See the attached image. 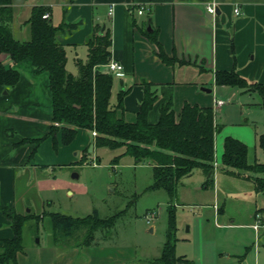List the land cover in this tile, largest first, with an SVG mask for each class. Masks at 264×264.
<instances>
[{
  "label": "crops",
  "instance_id": "obj_1",
  "mask_svg": "<svg viewBox=\"0 0 264 264\" xmlns=\"http://www.w3.org/2000/svg\"><path fill=\"white\" fill-rule=\"evenodd\" d=\"M210 4H216V15L208 12ZM38 5L47 8L50 21L55 25L74 26L58 34L59 41L65 46L67 61L71 54H76L77 64L79 60L83 61L78 54H84L87 60V41L97 34L110 32V59L118 60L124 66L123 75L112 73L111 102L116 103L120 90L126 91L124 110L119 109L118 113L128 121L136 120L144 96V82L150 83L158 95L148 113L149 122H157L161 107L171 102L176 115L185 103L213 107L217 124V113L229 102L218 97V91L231 86L216 83L217 70L236 69L248 80L264 83V0H12L13 16L7 26L15 38L27 40L31 37L28 19L33 7ZM141 6H145L143 13L138 12ZM236 7L239 13L235 12ZM17 8L24 12L21 21L25 35L13 32ZM160 49L174 60L165 62L159 55ZM0 60L20 72V80L15 86L0 84V206L15 207L24 212L25 206L21 205L18 197L19 173L26 170L44 174L47 168L55 169L56 166L76 162L81 151L83 157L87 156L86 149L90 141H94L95 131L78 128L73 140L65 144L60 129L56 133L55 144L53 136L49 135L53 124L49 72H36L29 59L16 63L8 53L0 54ZM102 68L106 69V66ZM231 89H235L233 94L237 97L249 94L246 99H237L236 102L243 112L251 111L246 107L253 104L250 98L257 90L246 91L236 86ZM218 100L224 103L218 105ZM220 116L224 117L223 112ZM247 127L226 130L224 139L232 136L245 143L242 139L250 138L254 145L257 140L259 143L262 133L253 134ZM246 133L250 136L247 137ZM44 136L38 145L32 140ZM224 139L223 143L216 142L211 170L197 167L205 177L203 187L207 190L212 185L214 188V202L201 206L195 204V208L202 210L181 235L183 249L180 255L190 259L189 264H235L239 258L248 260L249 264H264V243H260V234L264 232V200L259 203L258 196H255L248 212H232L215 202L219 197L217 187L223 180L222 174L218 181L215 180L220 170L246 179L254 187L250 179L227 171L222 162ZM245 144L249 149V161L262 162L255 155L251 159L252 150ZM94 158L99 164L98 155ZM147 164L154 166L152 162ZM193 171L185 176L190 177ZM257 175L264 176V173ZM27 185L29 182L24 184ZM43 202L46 203L45 200ZM150 212L156 213L149 211L145 217ZM152 220L147 219V222ZM25 228L31 231L27 223ZM154 229L151 226L152 232ZM46 232L36 241L24 240V251L18 253L17 264H141L143 260L136 245L99 239L90 244L58 245L53 240L52 228ZM13 235L10 220L0 211V240ZM179 242L175 246L177 249ZM143 261L149 264L152 260Z\"/></svg>",
  "mask_w": 264,
  "mask_h": 264
},
{
  "label": "trees",
  "instance_id": "obj_2",
  "mask_svg": "<svg viewBox=\"0 0 264 264\" xmlns=\"http://www.w3.org/2000/svg\"><path fill=\"white\" fill-rule=\"evenodd\" d=\"M46 11L47 8L42 5L33 7L28 19L31 37L20 40L14 37L7 26L13 16L12 0H0V54L8 53L16 63L29 59L36 72H49L53 97V124L49 135L53 136L55 144V136L60 129L65 144L73 140L78 128L94 130V146L124 147L122 154L133 156L136 162H152L154 185L170 191L175 189L181 177L192 173L195 168L211 170L215 158V133L219 127L215 122L213 107L185 103L176 115L171 102H167L161 107L159 120L149 122L148 113L158 95L150 83L144 82V96L136 120H126L118 113L119 109L124 110L123 96L126 91L120 90L113 104L114 74L102 68L110 60V32L97 34L87 41L88 58L85 62L78 61L79 75L76 76L66 68V49L58 39L61 31L74 26L55 25L50 21V16L43 17ZM159 55L165 62L174 60L162 49ZM19 80L20 72L0 60V84L12 87ZM215 80L220 85L236 86L246 91L257 90L264 97V83L250 81L236 69L217 70ZM44 138L32 140L38 145ZM259 143L264 150V133L260 135ZM222 162L228 172L250 179L257 191L264 192V176L257 175L264 173V162L251 163L245 143L227 136L224 139ZM0 211L10 220L14 230L12 237L0 240V264H17L18 253L24 251V226L34 215L33 212L24 213L10 206H0ZM48 214L52 220L53 239L58 245H76L68 241L62 243L60 240L72 237L80 230H84V238L78 244H90L96 239L97 231L114 224V217L101 218L95 214L84 217L60 212ZM173 234L171 223L161 255L149 264L190 263V259L175 254Z\"/></svg>",
  "mask_w": 264,
  "mask_h": 264
},
{
  "label": "rangeland",
  "instance_id": "obj_3",
  "mask_svg": "<svg viewBox=\"0 0 264 264\" xmlns=\"http://www.w3.org/2000/svg\"><path fill=\"white\" fill-rule=\"evenodd\" d=\"M23 13L19 8L15 12L12 28L16 35H25L24 23L21 21L24 19ZM75 56L76 54L70 55L67 69L78 76L79 67ZM77 56L86 61L84 54ZM231 87L224 86L222 91H218V97L229 102L216 116L219 127L215 133V155L216 142L223 143L227 135L224 134L226 130L237 126H248L247 130L250 128L253 134L257 132L260 135L264 132V97L262 94L258 91L253 93V97L250 98L253 104L246 107L251 111L246 113L241 110L236 101L246 99L249 94L243 93V96L237 97L233 94L235 89ZM222 112L223 118L220 116ZM246 135L250 136L248 133ZM242 140L252 150L251 159L255 155L258 161L264 162V152L258 140L255 145L253 140L250 142V138ZM90 143L89 148L86 149L88 150L87 156L83 157L81 151L78 160L74 163L56 166L55 169L47 168L44 174L26 170L19 173L20 203L25 206L24 213L33 212L34 215L26 222L31 231L24 226L25 242L33 241V239L36 241L41 235L44 237L46 231L52 228V220L48 212H60L73 217L95 214L101 218L114 217L112 227L97 231L96 239L108 243L136 245L139 256L143 260H153L161 255L172 223L175 246L180 241L179 249L175 247V254L180 255L183 249L181 235L185 234L195 216L199 215L202 210L200 207L195 208V204L201 206L214 202L213 186L210 185L207 190L203 187L205 177L201 176L202 170L194 169L190 177L181 178L175 189L170 191L168 188L154 185V167L148 165L147 161L136 162L133 156L122 154L123 147H96L93 145V139ZM97 155L99 164L92 165ZM74 173L78 176L74 177ZM221 174L223 180L217 187V195L219 191V197L215 201L217 204L223 208L227 207L232 212H239V210L248 212L255 196H258L256 198L259 203H263V192L257 193L250 181L221 170L217 172L215 180L218 181ZM28 182L30 185L24 186ZM28 207L30 210H27ZM41 209L43 211H40ZM149 211L156 212L151 223H148L145 217ZM151 226L155 227L153 232ZM83 234L84 230H80L78 234L60 241L78 244L82 242ZM260 237V243H264L263 231ZM143 260L141 264H146ZM154 263L160 264L159 262ZM234 263L249 264L248 260L244 261L242 258Z\"/></svg>",
  "mask_w": 264,
  "mask_h": 264
},
{
  "label": "built area",
  "instance_id": "obj_4",
  "mask_svg": "<svg viewBox=\"0 0 264 264\" xmlns=\"http://www.w3.org/2000/svg\"><path fill=\"white\" fill-rule=\"evenodd\" d=\"M145 10V6H141L138 10L139 13H143ZM208 12L212 15H216L217 14V8H216V4H210L208 5L207 8ZM235 12L239 13V8L236 7L235 8ZM50 16L49 12H45L43 17L48 18ZM106 69L111 72L114 73L116 75H123L124 74V66L121 62H119L118 60L115 59H110L109 62L107 64H105ZM218 105H221L224 103L223 100H218L217 101ZM93 164H96L95 160L93 162ZM155 216V213L150 212V214H147L146 217L148 219V221L152 220Z\"/></svg>",
  "mask_w": 264,
  "mask_h": 264
},
{
  "label": "water",
  "instance_id": "obj_5",
  "mask_svg": "<svg viewBox=\"0 0 264 264\" xmlns=\"http://www.w3.org/2000/svg\"><path fill=\"white\" fill-rule=\"evenodd\" d=\"M210 91V89H208Z\"/></svg>",
  "mask_w": 264,
  "mask_h": 264
}]
</instances>
